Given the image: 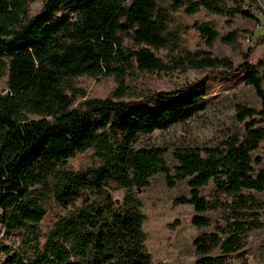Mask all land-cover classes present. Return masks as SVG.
<instances>
[{
  "label": "trees",
  "instance_id": "16d2710c",
  "mask_svg": "<svg viewBox=\"0 0 264 264\" xmlns=\"http://www.w3.org/2000/svg\"><path fill=\"white\" fill-rule=\"evenodd\" d=\"M35 1L0 0V225L21 243H0V264H154L139 191L157 174L171 188L187 183L188 194L174 202L194 210L192 264L235 263L249 234L264 228V200L256 196L264 169L253 156L264 140V60L253 63L251 47L239 62L180 50L189 68L243 73L261 107L238 103L242 134L203 149L176 147L173 166L164 147L138 141L203 111L211 75L132 98L123 84L137 70L166 67L152 49L177 48L175 12L205 11L230 25L238 14L257 19L246 0H40L32 13ZM193 25L208 45L219 37L210 22ZM222 39L233 43L237 34ZM80 76H112L117 87L86 97L72 83ZM77 153L82 163L70 166ZM208 186L210 198L201 194ZM49 202L62 213L44 235L38 225Z\"/></svg>",
  "mask_w": 264,
  "mask_h": 264
},
{
  "label": "rangeland",
  "instance_id": "374dc122",
  "mask_svg": "<svg viewBox=\"0 0 264 264\" xmlns=\"http://www.w3.org/2000/svg\"><path fill=\"white\" fill-rule=\"evenodd\" d=\"M254 7L256 18H243L239 14L229 25L223 16H215L200 11L193 16L183 12L172 15V32L177 39V48L170 46L163 49H152L163 60L166 67L163 70L142 71L127 76L123 86L127 97H136L141 94L158 90H171L193 80L199 79L210 71L194 69L180 63L179 55L182 49L192 53L202 50L215 57H228L234 62L243 59V52L252 48L250 57L253 63L264 60V0H246ZM41 1L30 5L35 13ZM203 21L213 24L219 37L208 45L200 32L194 27V22ZM235 30L237 39L230 43L222 39L227 32ZM252 36V39H251ZM259 38H263L260 42ZM126 44H130L125 40ZM73 85L79 91L85 92L86 97H104L110 94L117 82L112 76L92 78L80 76L73 80ZM5 78L0 80V93L5 92ZM206 107L192 118L170 126L166 130H155L149 134L141 135L138 146H162L167 150L165 156L170 166L176 164L172 150L176 147L191 146L199 149L219 144L234 134H242L244 124L237 119L236 105L238 103L259 110L260 100L250 85L244 81L243 73L223 77L213 74L209 77L206 90ZM263 125L264 123H258ZM85 154L77 153L68 162L70 166H79ZM259 157L261 163L257 167L264 169V140L253 152ZM143 200L145 223L143 229L147 235L146 247L151 253L154 264H192L194 261L193 238L198 230L191 219L194 214L192 205L175 204V199L188 194L186 181L178 182L174 187H168L164 176L157 174L150 179L149 185L140 189ZM213 190L211 186L201 189V194L210 198ZM257 198L264 200V192L256 194ZM1 198V195H0ZM62 213L54 203L49 202L47 212L39 223L42 234H48L54 226L57 216ZM205 215L215 219L219 214L207 212ZM0 243L9 244L17 248L21 245L18 237L4 232L0 225ZM233 264H264V228L252 231L249 234L245 253L239 257L235 255ZM231 262V261H230Z\"/></svg>",
  "mask_w": 264,
  "mask_h": 264
},
{
  "label": "built area",
  "instance_id": "2783aa9c",
  "mask_svg": "<svg viewBox=\"0 0 264 264\" xmlns=\"http://www.w3.org/2000/svg\"><path fill=\"white\" fill-rule=\"evenodd\" d=\"M244 7L248 9H252L254 11V7L251 6L247 1L245 2ZM263 30H264V26H263Z\"/></svg>",
  "mask_w": 264,
  "mask_h": 264
}]
</instances>
